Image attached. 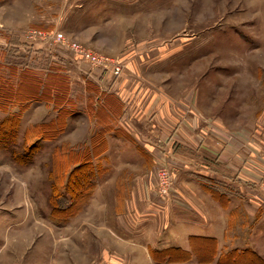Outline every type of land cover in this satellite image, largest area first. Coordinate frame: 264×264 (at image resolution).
<instances>
[{"label":"rangeland","instance_id":"1","mask_svg":"<svg viewBox=\"0 0 264 264\" xmlns=\"http://www.w3.org/2000/svg\"><path fill=\"white\" fill-rule=\"evenodd\" d=\"M23 70L47 99L18 96ZM0 90V264H264V0H0ZM126 99L158 105L157 137Z\"/></svg>","mask_w":264,"mask_h":264},{"label":"trees","instance_id":"2","mask_svg":"<svg viewBox=\"0 0 264 264\" xmlns=\"http://www.w3.org/2000/svg\"><path fill=\"white\" fill-rule=\"evenodd\" d=\"M14 69H16V68H14ZM22 74H23L22 77L19 78V81H21L22 84H21L20 93L18 91V93H19L18 96L19 97L22 96L23 97L22 99H24V102H29V101L30 102L31 101L36 102V101H42V100H44V98L47 99L46 98L47 94L51 92L52 87L48 90V88H46L45 85L43 86V83L40 82L41 81L40 78L34 72L23 70ZM46 75H47L48 80H50V79H54L55 76H57L58 74L55 70L50 69L49 73ZM58 89H61V88L57 87V90ZM63 91L65 93L62 92V90L57 92L56 97L54 98V104L58 109V117L54 121H51L50 123L41 124V125L36 126V128L38 130L37 131V138L38 139L51 140L53 137L57 136V133H58L57 125H58V123L65 122V118L69 115V112L66 110V108L70 104L67 103V101L65 100V96L67 95V92H68V86L67 87L64 86ZM109 97H110L109 99H115L113 96H109ZM55 102H58L59 104H57ZM108 103H109V107L113 110V112L115 114L114 106L109 101H108ZM118 104H119V102H118ZM21 109H25V107H23ZM107 112L110 115L113 114L112 111L107 110ZM17 119H18V117H17V115H15L12 118H9L8 121H6V122H8V123L13 122V120H17ZM16 125H17V123H16ZM16 125L14 124V126H12L10 129H15ZM96 140L105 143V139H103L101 137V133L94 135V137L92 138V145L94 143H97ZM79 163L87 164L89 162H81V161L77 162V164H79ZM82 167L84 168V166H82ZM80 169L78 167L76 170H80Z\"/></svg>","mask_w":264,"mask_h":264},{"label":"built area","instance_id":"3","mask_svg":"<svg viewBox=\"0 0 264 264\" xmlns=\"http://www.w3.org/2000/svg\"><path fill=\"white\" fill-rule=\"evenodd\" d=\"M34 34L36 35L35 38L37 37L36 39L50 38L53 40L51 41L52 44H60L63 47L67 48L69 51L78 55L82 60H84L92 70L101 71L103 73L111 72L114 76H119L122 73L121 65H118L116 62H114V60L94 50H90L87 47L79 44L78 42L68 40L60 32L54 35H51V33L46 34L45 32H34ZM30 37L31 39L34 38V36ZM162 178L166 184V182L168 181V176L165 172L162 174ZM164 191L166 190L164 189ZM262 191L264 193V183L262 184Z\"/></svg>","mask_w":264,"mask_h":264},{"label":"crops","instance_id":"4","mask_svg":"<svg viewBox=\"0 0 264 264\" xmlns=\"http://www.w3.org/2000/svg\"><path fill=\"white\" fill-rule=\"evenodd\" d=\"M30 48H31V45H30ZM126 91H125V93H126ZM124 103L126 106V109L124 110L125 111V119H127V121H125V124L127 126H129L130 133L133 134V132L135 130V129L131 128L132 123L138 121V123L140 125L146 126V123H147L146 121H147V119H149L148 120L149 122L147 124L151 126V129H150V131H147V132H148V134H150L151 137H153V136L157 137L158 133L162 131V126H163V123L161 122V120H159L160 112L156 109L151 113L152 116L147 117L145 106L157 108L158 105H155L154 101H148L147 102L145 100H140V99L135 100V101L133 99H126V100H124ZM144 104H145V106H144ZM152 105H154V106H152ZM161 105H159V106H161ZM179 128L180 127H178L177 131L179 130ZM136 132H138V131H136ZM138 134H140V133L138 132ZM204 151H205V154H204L205 156H207L209 158L211 157V159L214 160V156H215L216 152H211L212 156H210L209 150L207 148H205ZM222 155H227V154L223 153ZM209 166H207L205 164L203 165V168L207 169V172H205V175H209L212 179H214V181L217 180L216 177H218V176L221 177V179H226V178L222 177L219 173L212 170L211 166L209 168ZM241 167L243 170H246V168H248L249 166L247 164H245ZM219 168H221V167H219ZM208 172L210 174H208Z\"/></svg>","mask_w":264,"mask_h":264}]
</instances>
